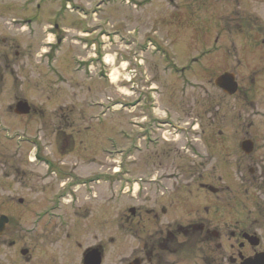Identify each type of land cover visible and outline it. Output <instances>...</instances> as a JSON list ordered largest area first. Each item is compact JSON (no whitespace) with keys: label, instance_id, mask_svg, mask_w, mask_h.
Listing matches in <instances>:
<instances>
[{"label":"rangeland","instance_id":"374dc122","mask_svg":"<svg viewBox=\"0 0 264 264\" xmlns=\"http://www.w3.org/2000/svg\"><path fill=\"white\" fill-rule=\"evenodd\" d=\"M229 3L233 2L0 0L2 24L20 26L27 22L26 30L33 29L23 35L25 55L21 58L27 73L25 81L30 83L19 91L14 90V85L9 86L0 91V99L11 103L15 96H22L44 104L48 116L57 108L56 134L59 129V139L68 143L60 142L62 154L51 153L67 178L62 180L59 172L51 177L58 178L55 187L62 183L63 188L73 186L77 191L74 196H60L51 203L15 202L7 232L0 236V264H83L85 252L100 245H106L103 264H120V258L127 256L136 242L123 239L129 245L124 246L123 254L118 243H111L119 240L116 216L121 210L136 207L137 200L146 202L148 175L157 173L150 153L153 147L159 152L169 148V158L166 155L163 160L168 164L166 168L197 164L210 176L215 175L219 188H242L240 179L248 175V168L241 144L264 132V49L256 46L258 42L245 41L240 36L227 37L226 28L232 25L245 28L246 35L257 31L253 22L244 26L219 22L214 13L226 15ZM258 23L256 28L264 32V22ZM45 29L50 31L45 33ZM223 31L224 37H219ZM105 41L110 62L105 71L112 72V81L98 76L99 70L104 71L102 66L96 64L95 70L91 67V76L86 70L87 56L94 53V47L99 54ZM49 42L54 45H48ZM149 42L158 52L148 47ZM55 44L60 46L58 50ZM91 44L95 46L89 48ZM136 58H141L142 63H135ZM228 60L232 63L228 69L236 74L240 86L233 97L224 95L214 84L227 69L220 66ZM126 61L131 64L130 69L137 71L136 79L134 73H129L133 82L138 83L135 88L144 89L136 90V96L132 84L124 83ZM17 77L19 80L18 74L14 76ZM148 87H155L154 98ZM115 104L118 106L113 107ZM4 120L15 128H24L9 115ZM36 124L25 122L30 133L35 132ZM43 130L42 142L45 136L51 137L49 129ZM162 134L168 143L149 144V140ZM180 137H184V157L175 150L180 143L172 141ZM2 141L1 146L6 148L24 146L18 138ZM193 146L200 151V158L190 155L189 148ZM70 147L71 154H64ZM114 157L120 161L121 173L117 175L114 173L119 164ZM101 166L106 169L105 198L98 187L97 195L93 194L90 186L94 183L88 182L92 175L103 171ZM140 178L143 181L134 186V194L138 190L140 193L136 199L131 194L132 186L124 182ZM8 190L9 187L0 186V205ZM227 198V194L219 198L217 214L219 225L229 222L232 229L244 216L241 208L239 216L230 213ZM187 203L190 209L182 212L183 220L193 216L198 208V204ZM8 205L6 202L5 206ZM45 210L47 217H37L39 211ZM23 249L30 253L23 256ZM187 263L185 260L184 264Z\"/></svg>","mask_w":264,"mask_h":264},{"label":"flooded vegetation","instance_id":"af4514ba","mask_svg":"<svg viewBox=\"0 0 264 264\" xmlns=\"http://www.w3.org/2000/svg\"><path fill=\"white\" fill-rule=\"evenodd\" d=\"M229 1L233 3H229L225 11L226 15L214 13L217 20L233 22L237 25L242 23L243 26L248 22H253L252 26L257 31L252 35H246L248 32L245 28L236 29L231 24L232 26H228L225 31L229 33L227 37L232 39V36H240L245 41L258 42L256 46L264 49V32L256 28L259 25L257 22H264V0ZM26 23L17 26L14 23L3 22L2 24L0 22V91L7 90L11 85H14L15 91L25 90L30 83L25 81L27 77L25 62L21 64V58L25 55L23 35ZM223 33L224 31L219 37H224ZM230 61L220 66L227 68L223 73H234L228 69L232 64ZM237 63L241 64L239 60ZM17 74L20 76L19 80L18 77L14 78ZM5 101L0 99V186L9 187V193L1 201L3 204L0 205V216L9 217L15 207V202L19 204L24 202L51 203L60 196H74L73 193L77 191L73 190V186L67 190L63 188L62 183H58L59 185L55 187L54 184L58 182V178L51 177L59 171L51 151L57 155L62 154L59 147L60 142L68 143L64 138L59 139V129L56 134L57 126H59L57 108L52 109L48 116L44 104L22 96H15L11 103H5ZM25 104L28 107H24ZM24 111L28 113L22 114L21 112ZM5 115L19 121L24 128L13 127L4 120ZM27 120L38 123L34 133L26 129ZM44 128L50 130L51 137L49 139L45 136L42 142L43 138L40 133L44 132ZM15 138H18V143L24 146L13 148L1 146L2 140L12 141ZM183 139L184 137H180V139L172 140L180 143V146L175 148L180 157L183 156L181 151L185 149L181 145ZM245 140L253 141L254 152L249 156H244L248 175L240 179L241 189L233 185L225 186V190L219 188L215 175L210 176L206 169L202 170L197 164L189 167L179 164L166 168L168 164L163 160L166 155L169 158L170 152H167L169 148H162L163 151L159 152L156 147H153L150 153H152V164L157 173L153 172L148 175L146 202L137 200L136 207L121 210L116 216L117 239L119 240L118 242L111 240V243H118L120 246L118 249L123 254L124 246H129L123 242V239L124 241L131 240V243L136 242L132 251L120 258L122 259L120 264H184L185 260L188 261L187 264H243L247 260H255L256 255L264 254V132H261L257 139L246 138ZM168 142V138L163 134L151 140V144L158 145ZM189 149L191 156L200 158L201 154L197 147L193 146ZM71 152L70 147L63 153L71 154ZM178 159L181 162V159ZM44 165L47 167L46 170L43 169ZM103 168V171L98 172L97 175L98 189L104 191L100 195L105 198L106 169ZM62 171L64 170H60L58 174L60 176L61 173L63 180L67 177ZM92 176L95 177L96 174ZM131 186V194L139 199V190L134 194L135 182ZM92 193L97 195L95 187ZM18 194L22 196L16 198ZM223 194L228 195L226 204L230 213L239 216L241 208L244 216L242 222L237 220L231 226L232 229L229 227L231 225L229 222L219 225L218 202ZM187 201L193 205L198 204V208L193 216L183 220L180 217L182 212L190 209L187 208ZM6 202L9 203L7 207ZM45 214H47L46 210L39 211L36 215L43 219L47 217L44 216ZM9 225L10 219L6 232ZM14 245L15 242H12L11 246ZM105 246H97L103 254V259ZM29 253L30 250L27 254ZM261 262L264 264V258Z\"/></svg>","mask_w":264,"mask_h":264},{"label":"water","instance_id":"95a60500","mask_svg":"<svg viewBox=\"0 0 264 264\" xmlns=\"http://www.w3.org/2000/svg\"><path fill=\"white\" fill-rule=\"evenodd\" d=\"M215 84L222 91L228 95H234L238 90V84L236 82L235 75L233 73H225L218 77L215 81ZM27 105H24L26 107ZM21 113H28L27 111ZM254 145L251 141H246L242 144V150L245 154L249 155L253 152ZM8 219L2 217L0 219V235L4 233ZM256 262H260L257 260ZM84 264H102V253L99 249H91L87 251L84 256ZM246 264V263H245Z\"/></svg>","mask_w":264,"mask_h":264},{"label":"bare ground","instance_id":"6f19581e","mask_svg":"<svg viewBox=\"0 0 264 264\" xmlns=\"http://www.w3.org/2000/svg\"><path fill=\"white\" fill-rule=\"evenodd\" d=\"M117 75H118V71H117V70H115V72H114V75H113V76H115V77H116ZM115 77H114V78H115Z\"/></svg>","mask_w":264,"mask_h":264}]
</instances>
